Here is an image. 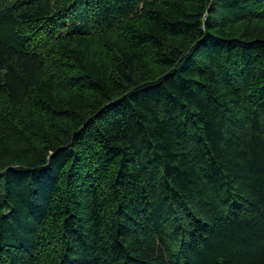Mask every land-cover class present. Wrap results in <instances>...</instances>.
Listing matches in <instances>:
<instances>
[{"label": "trees", "instance_id": "16d2710c", "mask_svg": "<svg viewBox=\"0 0 264 264\" xmlns=\"http://www.w3.org/2000/svg\"><path fill=\"white\" fill-rule=\"evenodd\" d=\"M0 264H264V0H0Z\"/></svg>", "mask_w": 264, "mask_h": 264}]
</instances>
